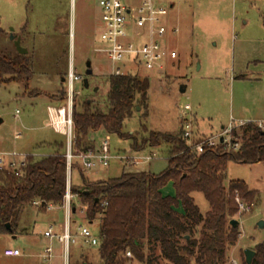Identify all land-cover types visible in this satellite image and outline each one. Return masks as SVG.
I'll return each mask as SVG.
<instances>
[{
    "label": "rangeland",
    "instance_id": "obj_1",
    "mask_svg": "<svg viewBox=\"0 0 264 264\" xmlns=\"http://www.w3.org/2000/svg\"><path fill=\"white\" fill-rule=\"evenodd\" d=\"M98 1L0 0V55L19 53L11 34L20 32L32 68L28 83L0 82V152H16L19 155L15 159L19 161L26 154L50 153L48 147H40L43 143L59 141L67 145V136L48 125L47 107L63 103L60 99L67 89L63 79L71 64L82 76L75 81V101L79 106L87 98L98 106L104 104L112 65L104 53L95 50L103 45ZM157 1L168 7L175 2L170 19L180 23V31L170 33L161 42L175 48L179 56L164 76L143 68L135 70V74L147 76L151 82L147 106H137L134 115L125 121L124 131L140 142L152 130L178 134L182 128L179 107L184 104L191 105L194 123L205 133H200L202 136L219 135L231 123L264 120V0ZM123 2L128 4L131 0ZM166 22L171 24L168 17ZM88 61L93 69L90 75L86 74ZM84 77H88V87ZM106 137L112 155L154 156L137 165L114 157L108 166L82 171L89 179L103 180L129 171L160 173L167 166L169 155L165 146L136 151L132 148L133 137L121 138L104 128L92 133L96 147ZM230 180H243L260 194L258 203L241 199L249 208H238L233 216L239 221V236L229 246L224 263L247 264L244 250L255 249L264 242V162L230 160L226 186ZM72 182L82 183L76 168ZM163 191L169 196L176 193L173 183L166 184ZM192 195L202 213L210 210L202 192ZM74 204L77 211L72 221L89 225L93 233L99 234L98 221L89 223L86 214L81 213L83 204L79 198ZM37 208L25 207L14 226L15 233H0V264H44L41 253L47 240L43 233L50 225L63 231L67 210L60 206L45 211ZM8 245L26 249L29 256H5ZM99 246L72 245L71 264H100ZM191 261L195 264L194 257Z\"/></svg>",
    "mask_w": 264,
    "mask_h": 264
},
{
    "label": "trees",
    "instance_id": "obj_2",
    "mask_svg": "<svg viewBox=\"0 0 264 264\" xmlns=\"http://www.w3.org/2000/svg\"><path fill=\"white\" fill-rule=\"evenodd\" d=\"M31 72L26 54L0 55V82L28 83ZM108 82L110 89L102 106L88 98L79 106L74 95L73 153L94 150L92 133L104 128L121 138L133 137L136 151L165 146L169 157L160 173L129 171L103 180L85 177L79 163L72 164V173L76 168L82 183L73 184L71 176V191L87 206V221L97 220L100 227V264H192V257L195 264H224L229 246L239 236L238 226L230 223L239 208L236 197L254 203L260 200L259 191L243 180H230L226 186L228 162H264V130L253 122L235 127L232 135L241 141L237 150L219 144L196 153L182 130L178 134L152 130L140 142L124 131V124L137 106H147L149 78L126 73L112 75ZM66 95L65 89L60 102ZM45 146L52 151L27 154L22 175L0 169V233H15L23 210L36 200L41 201L39 211H45L49 203L62 205L68 178L67 145L59 141L40 145ZM169 182L176 189L174 196L163 193ZM195 191L207 198L211 208L206 213L196 204ZM254 250L252 264H264V242Z\"/></svg>",
    "mask_w": 264,
    "mask_h": 264
},
{
    "label": "built area",
    "instance_id": "obj_3",
    "mask_svg": "<svg viewBox=\"0 0 264 264\" xmlns=\"http://www.w3.org/2000/svg\"><path fill=\"white\" fill-rule=\"evenodd\" d=\"M101 9L102 33L101 40L103 45L97 46L96 51L102 52L112 65L110 76L134 73L136 69H146L154 71L159 76L167 74V69L175 65L179 53L161 39L167 37L170 33L176 34L180 31L179 26H170L166 19L169 15L170 6L160 4L157 0H139L136 4L131 2L124 3L123 0H99ZM82 79L70 65L66 76L67 95L63 103L59 105H49L47 107L49 115V125L55 131L67 136L66 160L67 162V183L63 197V203L66 211V221L63 231L55 230L54 225H50L43 233L47 243L43 247L41 258L44 264H71V246L82 243L83 246H97L100 244L99 234H95L89 225L78 224L72 221V215L77 211L74 206L75 199L79 194L71 191L72 164L78 162L83 172H88L98 166H108L112 158L118 160H127L134 165L149 162L153 156L131 157L112 155L110 152L109 138L106 137L99 147L94 150L81 151L73 153L74 142V121H73V100L75 95V81ZM190 104H184L179 107V116L182 123V135L189 147L196 153H200L206 146L215 147L219 144H225L226 148L237 150L240 145V139L234 138L232 130L243 124L254 122L258 127L264 130V120L261 121H241L237 124L231 123L219 135H199L194 123V116L191 113ZM19 136V134H17ZM222 139V140H221ZM16 152H0V169L8 168L17 175L23 174V168L26 166V155L17 161ZM238 206L241 210H247L239 197H236ZM33 205L39 207L40 200L33 202ZM55 207L49 203L46 208ZM75 207V211L73 208ZM87 206L83 205L81 213L86 214ZM90 223V222H89ZM58 245V246H56ZM58 248V249H57ZM5 255L19 256L22 250L19 247H9L4 250ZM128 257H132L130 251L126 252Z\"/></svg>",
    "mask_w": 264,
    "mask_h": 264
},
{
    "label": "water",
    "instance_id": "obj_4",
    "mask_svg": "<svg viewBox=\"0 0 264 264\" xmlns=\"http://www.w3.org/2000/svg\"><path fill=\"white\" fill-rule=\"evenodd\" d=\"M11 39L14 41V44H15V46H16V48H17V50H18V52H19L20 54H27V53H28V50H27L26 48L22 47V44H21V37H20V36H15L14 34H11ZM87 64H88V65H87L88 69H87V71H86V74H87V75H90V74L93 73V69H92V67H91V62H90V61H88ZM63 80H65V79H63ZM83 80H84V81H83V82H84V85H85L86 87H88V86H89L88 77H84ZM89 101H90V99H89ZM138 109H140V106H138ZM221 140H222V139H221ZM75 210H76V209L73 208V211H75ZM230 223H231V225H233V226H237L238 223H239V221H238L237 219L233 218V219L230 220ZM260 224H262V223H260ZM6 227H7V229L11 230V226H10L9 223H7ZM244 253H245V260H246V263H247V264H252L253 258H254L255 254H256V251H255L254 249L246 248V249L244 250Z\"/></svg>",
    "mask_w": 264,
    "mask_h": 264
},
{
    "label": "crops",
    "instance_id": "obj_5",
    "mask_svg": "<svg viewBox=\"0 0 264 264\" xmlns=\"http://www.w3.org/2000/svg\"><path fill=\"white\" fill-rule=\"evenodd\" d=\"M175 6V2H173V3H170V11H171V8H173ZM169 11V15H168V19H169V21H170V26H179L180 25V23L177 21H173L172 20V22H171V19H170V14H171V12ZM180 27V26H179ZM13 34L15 35V36H20L21 37V39H22V34L20 33V32H13ZM175 63H176V61H175ZM65 79V78H64ZM48 125H49V121H48ZM50 126V125H49ZM196 126H197V128H196V130H197V133L200 135V133L202 134H205L204 132H201V130L200 129H198V125L196 124ZM57 132V131H56ZM207 135V134H206ZM169 183H172V182H169ZM163 193H164V191H163ZM165 194V193H164ZM166 195V194H165ZM9 247H19V246H10V245H8V246H6V248H9ZM5 248V249H6ZM20 248V247H19ZM4 249V250H5ZM21 249V248H20ZM22 250V256H29L28 254H27V252H26V249L24 250L23 248L21 249ZM4 255H5V253H4ZM5 256H8V255H5Z\"/></svg>",
    "mask_w": 264,
    "mask_h": 264
}]
</instances>
